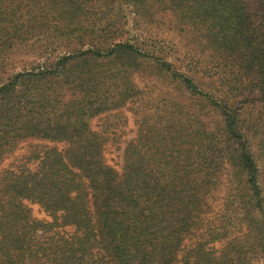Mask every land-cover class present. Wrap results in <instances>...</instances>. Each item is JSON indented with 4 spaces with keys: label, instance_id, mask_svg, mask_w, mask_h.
I'll return each mask as SVG.
<instances>
[{
    "label": "trees",
    "instance_id": "trees-1",
    "mask_svg": "<svg viewBox=\"0 0 264 264\" xmlns=\"http://www.w3.org/2000/svg\"><path fill=\"white\" fill-rule=\"evenodd\" d=\"M31 139L0 264H264V0H0V164Z\"/></svg>",
    "mask_w": 264,
    "mask_h": 264
},
{
    "label": "rangeland",
    "instance_id": "rangeland-1",
    "mask_svg": "<svg viewBox=\"0 0 264 264\" xmlns=\"http://www.w3.org/2000/svg\"><path fill=\"white\" fill-rule=\"evenodd\" d=\"M139 33V32H138ZM141 37H144V33H140ZM114 116L101 115L92 119L90 125L92 129L97 131H102L107 136V142L104 149V159L105 162L112 166L116 170H120L122 162V150L125 146V143L134 137L136 125H137V116L131 107L126 106ZM33 146L38 147H55L57 149H62V144H54L48 141H39L31 139L21 143L18 148L9 155L1 164H0V173L2 170L14 169L18 166H21ZM256 158L261 166L263 180H264V149L261 146H255ZM29 168H33L35 163H28ZM32 215L37 219H43L49 221L50 218L35 204L29 205ZM68 230V229H67Z\"/></svg>",
    "mask_w": 264,
    "mask_h": 264
}]
</instances>
